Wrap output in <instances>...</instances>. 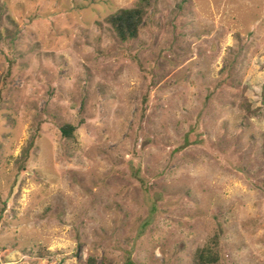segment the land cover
I'll return each mask as SVG.
<instances>
[{
	"label": "rangeland",
	"instance_id": "obj_1",
	"mask_svg": "<svg viewBox=\"0 0 264 264\" xmlns=\"http://www.w3.org/2000/svg\"><path fill=\"white\" fill-rule=\"evenodd\" d=\"M136 2L0 0V264H264V0Z\"/></svg>",
	"mask_w": 264,
	"mask_h": 264
},
{
	"label": "trees",
	"instance_id": "obj_2",
	"mask_svg": "<svg viewBox=\"0 0 264 264\" xmlns=\"http://www.w3.org/2000/svg\"><path fill=\"white\" fill-rule=\"evenodd\" d=\"M153 0H137L131 7H121L115 12L106 15L104 21L109 25L111 31L120 41L135 39L139 29L147 20V10ZM74 126L64 123L59 127L60 134L67 139L73 138ZM217 242L210 240L209 244L195 248L192 254L191 264H214L218 261L219 255ZM39 252L44 253L43 248ZM83 264H96L94 256H88ZM100 264H104L101 262Z\"/></svg>",
	"mask_w": 264,
	"mask_h": 264
}]
</instances>
